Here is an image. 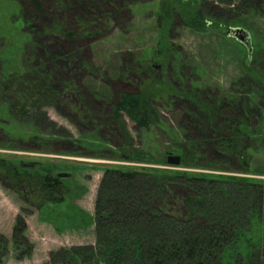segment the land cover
<instances>
[{
  "label": "rangeland",
  "instance_id": "1",
  "mask_svg": "<svg viewBox=\"0 0 264 264\" xmlns=\"http://www.w3.org/2000/svg\"><path fill=\"white\" fill-rule=\"evenodd\" d=\"M195 7L209 24L201 31L185 24ZM234 26L248 32L249 53L226 36ZM12 51L24 65L40 70L54 102L15 118L9 110L3 113L12 98L0 91V159L51 165L56 174L69 175L64 183L72 190L45 216L0 177V234L10 240L15 227H25L19 247L10 242L1 264H68L65 253L74 258L83 248L89 253L93 227L83 226L76 212L93 213L107 168L264 183V172H254L264 171V0H0V72L13 68L3 57ZM128 70L141 72L142 91L152 95L158 122L144 130L123 115L125 125L132 148L154 162L109 157L122 145L108 119L111 104L140 86L131 82ZM159 95L169 99L158 100ZM217 102L221 110L204 111L205 104L216 108ZM197 118L219 132L247 126L252 152L233 161L208 154L214 147L203 145L207 149L193 152L198 160L192 155L180 165L166 164L167 155L178 154L174 139L188 143L182 126L199 125ZM32 129L60 142L31 141L26 135ZM178 182L175 191L190 195L188 185ZM223 201L216 195L214 204ZM76 259L77 264H102Z\"/></svg>",
  "mask_w": 264,
  "mask_h": 264
},
{
  "label": "trees",
  "instance_id": "2",
  "mask_svg": "<svg viewBox=\"0 0 264 264\" xmlns=\"http://www.w3.org/2000/svg\"><path fill=\"white\" fill-rule=\"evenodd\" d=\"M193 9L192 15L184 18L185 24L195 31L208 27L198 9ZM237 23L242 24L240 21ZM15 49L17 51L19 46ZM12 53L8 57L4 52L3 57L13 68L8 70L6 67V71L0 72V91L5 90L12 98L3 113L9 110L15 118H24L52 106L54 94L42 84L40 70L24 65L20 57L14 51ZM140 74L131 70L126 72L127 76L134 75L131 82L140 86L137 91L122 92L111 104L108 119L114 124L112 126L117 130L122 145L109 157L154 162L140 150L132 148L133 139L123 117L126 115L144 130L158 122L150 104L152 95L145 96L142 91ZM158 98L162 101L169 99L163 95ZM204 106V111L212 113L215 112L213 109L221 110L223 104L217 102L216 108L210 104ZM197 119L199 125L182 126L188 143L180 138V141L174 139V148L181 162L191 160L193 152L203 145L214 147L208 154L228 156L233 161L252 152L246 144L247 137L251 135L247 126L234 130L222 128L219 132L215 126L203 125ZM36 131L32 129L27 138L42 141L45 146L60 142L53 137H42ZM193 156L198 160L197 155ZM254 172L264 171L257 169ZM57 174L51 165L0 159V177L10 180L40 215L53 214L55 207L65 203L71 194V187ZM178 181L188 185L190 195L175 191ZM230 184L238 186V189L229 187ZM232 192L236 193L231 199ZM216 195L225 201L215 205ZM76 214L83 226L92 225L95 235L94 244L87 247L90 252L85 253L83 248L76 256L89 261L94 259L96 263L264 264V183L107 168L99 182L93 213L77 209ZM24 228L18 230L15 227L10 240L0 234V264L8 256L10 242L12 248L19 247ZM65 257L68 264H77V257L70 253H65Z\"/></svg>",
  "mask_w": 264,
  "mask_h": 264
},
{
  "label": "water",
  "instance_id": "3",
  "mask_svg": "<svg viewBox=\"0 0 264 264\" xmlns=\"http://www.w3.org/2000/svg\"><path fill=\"white\" fill-rule=\"evenodd\" d=\"M226 36L234 38L236 41L244 45L248 50L251 49V43L248 32L243 28L229 27L226 30ZM165 163L168 165H180L181 157L179 155L169 154L165 159ZM69 175L67 173H59L58 177L66 178Z\"/></svg>",
  "mask_w": 264,
  "mask_h": 264
},
{
  "label": "flooded vegetation",
  "instance_id": "4",
  "mask_svg": "<svg viewBox=\"0 0 264 264\" xmlns=\"http://www.w3.org/2000/svg\"><path fill=\"white\" fill-rule=\"evenodd\" d=\"M152 68L161 69V66H152Z\"/></svg>",
  "mask_w": 264,
  "mask_h": 264
}]
</instances>
